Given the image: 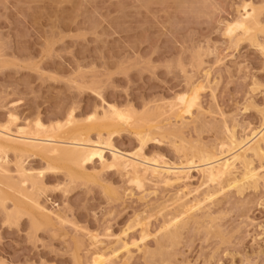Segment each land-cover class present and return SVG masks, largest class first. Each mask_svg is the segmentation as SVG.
Returning <instances> with one entry per match:
<instances>
[{"label": "rangeland", "instance_id": "rangeland-1", "mask_svg": "<svg viewBox=\"0 0 264 264\" xmlns=\"http://www.w3.org/2000/svg\"><path fill=\"white\" fill-rule=\"evenodd\" d=\"M244 1L262 7L264 21V0H0V125L32 132L40 120L54 131L60 128L59 134L52 131L58 136L75 127L88 132L94 123L87 134L95 140L104 120L96 116L97 124L103 122L95 126L88 116L112 104L130 111L134 122L115 121L118 130L112 129L116 123L110 126L114 148L136 150L131 128L140 126L155 138L144 146L145 156L173 163L185 159L172 144L213 148L226 141L225 125L234 127L237 138L245 136L263 120L264 56L245 37L223 35ZM257 36L264 45V33ZM196 87L199 106L192 117H179L175 98ZM71 111L75 124L53 126ZM43 156L6 153L7 172H0V264H89L94 254L107 257L105 264H264V159L254 157L251 166L259 178L244 182V190L226 187L173 223L181 189L197 188L186 201L214 189L215 184L199 186L195 168L187 184L146 180L137 187L123 170L102 168L96 160L83 166L82 175L75 163ZM18 161L31 174L42 171L40 189L20 186ZM16 184L22 190L12 188ZM28 194L50 218L32 199L22 198ZM167 227L175 231L172 241L166 239Z\"/></svg>", "mask_w": 264, "mask_h": 264}, {"label": "bare ground", "instance_id": "bare-ground-1", "mask_svg": "<svg viewBox=\"0 0 264 264\" xmlns=\"http://www.w3.org/2000/svg\"><path fill=\"white\" fill-rule=\"evenodd\" d=\"M254 4L250 1H244L240 5V7L237 9L238 11L236 12L237 13L236 16L233 17L230 21L228 20V22H226V24L224 25L225 27H224L223 35H225L227 38H229V40L230 39L233 40V38H235V37H236V39L245 37L252 44L256 45L258 47V49L260 50L261 54L264 56V45H263V43H261L258 40L260 38H257L258 37L257 34L264 33V21L262 20L263 18L261 17V11H260L263 8L262 7L259 8V7L255 6ZM199 88L196 87L190 91H186V92H183V93H180L177 95V97L175 98L176 102L174 104H175V106H178L176 108V110L179 108L182 111L180 114V110H178V112L180 114L179 117L182 116V118H184L183 117L184 114L191 115L192 114V112H191L192 108L195 106H199L197 104L198 103L197 99L199 97V94H198ZM174 104L171 105V108L172 107L174 108ZM105 106H107V108H105V110H102L103 113L101 115H99V114L97 115V112L96 113L94 112L93 114L90 113L88 116L91 119L94 118L96 120L95 126H97L98 124L100 125V123L103 122V121H101L100 123L97 124L98 119H96V116H97V118L99 117V120L100 119L102 120V118H103V120H104L103 123H105L106 121L107 122L111 121L109 123H106V125H105L106 127L103 126V123L100 126L103 129L108 128L109 132L107 131V129L105 131L98 126L99 130H96V132H97L96 137L97 138L95 140H92L93 138L91 139L90 136L87 134L88 132H90V130L93 129L94 123L91 124L92 127H91V125H87L88 127L85 125L87 128H89V127L91 128V129L89 128L90 130L88 132H86L87 130L84 132V130H83L84 127L81 128L82 127L81 126L80 127L81 129L76 128V127L71 129L72 131H69L71 134L68 132H67L68 134H66V135L62 134L63 132L60 133L61 135H64V136H61V135L57 136V134H59L58 132H60L59 130H61L60 128L59 129L57 128V130H55L57 134L53 133V132H55L54 128L53 127L49 128L48 126H44L40 122V120L35 121V123H36L35 126L37 129H34V131L32 130V132H30V131L26 132V130H23L24 127L23 128L18 127L13 132L9 128H7L6 126L0 125V172L3 173V175L5 174V172H7V169H6V167H4V164L6 163V153L10 149L13 150L14 152H18L19 155H22L23 153L24 154H28V153L31 154L32 152H34L35 154H36V152H37V154L41 153V156L43 154H45V156H43L45 158H48V156H46L47 153L48 154L52 153L51 155L49 154L50 155L49 158L52 161H53L52 155L56 156L57 154H55V153H58V156H56L57 159L55 157L54 161L58 162L60 158L61 159L63 158V160L64 159L66 160V165L67 164L70 165V164L75 163L74 165L76 168L79 169V167H77L76 164L81 167L80 169H81L82 175H83V171H82L83 169L82 168L85 169V167H83V166H85V164H87V163H92V162L94 163V161L96 160L100 164L99 166L102 168L114 167L116 169L123 170L125 172V174L128 176V181L133 183L137 187H142V183L146 180H148V181L152 180V182L155 181L156 183L159 182V184L163 183L166 185H168V184L170 185V184H174V183L175 184H177V183L187 184L186 181L190 180V178L192 176V174L190 175V171L192 170V168H195L196 171L198 172L199 178H200L199 186L204 187V186H209V185L215 184L214 189L213 190L208 189V190H206V192L204 193L202 198H198L199 196L197 195L196 197L194 196V198L190 201H188V200L186 201L185 198L186 197L188 198V195H190L193 191H196L197 188L194 189L195 188L194 187L193 191H191L192 188H190L191 190H189V191L187 190L186 192L183 191V189H181L180 190L181 195H180V193L176 192L177 193L176 195H178V194L179 195L176 199L175 198L174 199H175V202H178L177 206L181 209H179V211H178L179 213L177 215L175 214V216H173V217H171L172 215L170 214L171 215L170 217L172 219H170V218H168V219L173 221V223L180 222V220L183 219L182 218L183 215H186L188 212L190 213L193 210H198V208H201L202 205L205 204V202L211 201L220 192L221 193L224 192L226 190V187H228L230 189L235 188L237 191L240 192L242 189L244 190V188H243L244 182H246V181L248 182L249 179L255 180L256 178H259L256 169L254 167L252 168L251 165H252L254 157L256 159H258L259 161L264 159V108L261 109V114H262L263 120H262L261 124L259 125V127L255 128V129H253V128L250 129V131L248 133H246L245 136L243 135V137L237 138V136H235V133H234V127L229 129L225 125V129H226L225 131L227 133L226 141L222 140V141H219V143L217 142L215 147L213 146V148H209L210 146L207 147L205 145H202L201 143H200L201 145L200 144L195 145L194 143L193 144L191 143L192 144L191 145L190 143H188V145H182L180 147L171 143L172 145H174L175 149H177L178 151H181L183 153V155H184L183 157L185 159L184 162L173 163V162H168L167 160H164L162 157L158 158L156 156L158 159L146 157L144 154L143 148L148 141L150 142V140H154L155 138L152 137V135L149 133V131L148 132H147V130H145V132L142 131L143 128L141 130L140 126L139 127L135 126L136 128L133 127L134 124H132V123H134V122L132 120V115H131L132 113H130V111H128V112L123 111L120 108H118L112 104H108ZM178 112H177V115H178ZM72 115H73V113L71 111L70 113H68V115H66V117H65L66 119H64L65 120L64 123L63 122L59 123L57 121V122H54L53 126L59 127V126L64 125V127H65V124H67L66 126H68L69 124L71 125V123L75 124L74 118ZM11 116L13 117V119L16 120V118H14L13 115H11ZM202 116H203V114H202ZM190 117H192V115ZM182 118H181V120H182ZM13 119H11V121H13ZM112 120H114L113 121L114 123H112ZM130 120H131V122H130ZM115 121H118L121 124L122 123L125 124V123L129 122L128 124L131 123V125H133L132 126L133 128H131V129L135 133V136L137 137V140L139 142V147L136 150H134L133 152H129V151H128L129 153L120 152L121 150H117L116 148H114L113 143H111V140H110L111 137L110 136H112V134L114 133L115 128H116V130H118V129H120L119 127H121V125L119 126L118 122H115ZM182 122H184V121H182ZM115 123H116V125L113 126V124H115ZM124 124H122V126H124ZM128 124H127V126H128ZM117 125H118V127H116ZM76 126H77V124H76ZM110 126L114 127V128L112 127V129H114L113 133H112V129ZM45 127H47L49 130H51V129L52 130L49 132L48 129ZM109 127H110L111 131H110ZM61 128H63V127H61ZM222 128H224V127H222ZM100 129L106 132V134H107L106 137L104 135H102L103 132ZM133 129H135V130H133ZM36 130H37V132H36ZM47 131L50 134L47 133ZM11 132H13V134H11ZM67 135H68V137H67ZM212 145H214V144H212ZM212 145H211V147H212ZM106 149L110 152V155H108L109 157H106V155H105ZM58 157H60V158H58ZM49 158H48V161L50 160ZM61 159H60V162L63 161V160L61 161ZM63 162H65V161H63ZM68 162H70V163H68ZM74 165H72V166H74ZM15 167H16V171L19 174V177H22L19 181V184H21V182H22V184L29 183L30 184L29 188H31V190L34 188L40 189L41 182L38 179V176L40 174H42V171H39L37 173V175L36 174L34 175L33 173L31 174L27 170V167H25L26 168L25 169L23 167L22 163H20L19 161H18V163H16ZM240 167L242 168V170H241V173L239 172L240 174L237 176L236 174L238 173ZM46 168L52 170L54 168V166L51 164H48ZM56 168L57 167L55 166V169ZM29 170H31V169H29ZM73 173H74V175H73ZM75 173H76L75 171H72V173H70L68 171V175L70 176V178H74V176L77 174V173L76 174ZM19 184L18 185L16 184V185L19 186ZM22 184L20 185L21 187H22ZM252 184H253V182H252ZM20 186L19 187H12V188H16V191H18V190L20 191V190H22ZM199 186H198V188H199ZM183 187H185V185ZM183 187L179 186V188H183ZM17 188H19V189H17ZM23 192H25V191H23ZM27 193L25 192V195ZM20 194H21L20 196H22L23 193L21 192ZM23 196H24V194H23ZM26 197H28V199ZM22 198L23 199L26 198L25 200H29V201L32 199V201L34 202V203L32 202V205L34 204L38 208L39 212L41 209H42V211L45 210V209L43 210L44 207H42L36 200L33 199V195H32V198H31L30 194H28L27 196L22 197ZM3 200L4 199L1 197L0 202L3 203ZM24 202H22V203H24ZM175 202H172V204L174 205ZM19 205H20V203H19ZM21 206L23 207L22 204H21ZM36 207H34V208L37 209ZM205 207L206 206H204L203 208H205ZM24 209L21 208L20 209L21 212ZM16 210H17V208L14 211L11 210L12 212H16V213H14V216L16 214H18L19 209L17 211ZM46 210H48V209H46ZM46 210L44 212V216H48V218H50L49 215L51 212L46 211ZM25 211H26V209H25ZM25 211H23V212H25ZM5 214H6L5 218H7L8 221L14 220L13 214L10 211L5 213ZM16 216H18V215H16ZM48 218H46V219H48ZM166 221H168V220L166 219ZM136 223H137V221H136ZM181 223H182V221H181ZM168 228L169 227H167V234L165 235L166 239H168V240H171L172 238L174 239L175 231H170V230H168ZM145 232L146 231H144L142 234L143 238L147 236V234ZM165 233H166V231H165ZM96 242H98V241H96ZM123 244L121 243L120 247L123 246L125 251L128 252L130 249L128 250L126 243H123ZM129 252H131V251H129ZM117 253H118V248H116V249L113 248V250H111V252H110V255L115 257L117 255ZM106 254L108 255V253H106ZM127 256H128V254H127ZM107 261H108V258L103 256L102 254H94L89 264H105V262H107ZM126 262L127 261H125L124 263H126Z\"/></svg>", "mask_w": 264, "mask_h": 264}]
</instances>
